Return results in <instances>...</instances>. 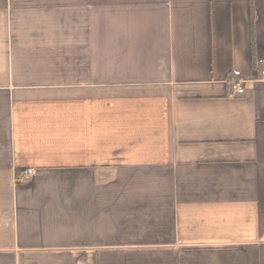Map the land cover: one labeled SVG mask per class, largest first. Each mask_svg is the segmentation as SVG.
<instances>
[{"label":"crops","instance_id":"crops-1","mask_svg":"<svg viewBox=\"0 0 264 264\" xmlns=\"http://www.w3.org/2000/svg\"><path fill=\"white\" fill-rule=\"evenodd\" d=\"M0 264H264V0H0Z\"/></svg>","mask_w":264,"mask_h":264},{"label":"built area","instance_id":"built-area-1","mask_svg":"<svg viewBox=\"0 0 264 264\" xmlns=\"http://www.w3.org/2000/svg\"><path fill=\"white\" fill-rule=\"evenodd\" d=\"M245 91V85H243L240 81H235L233 84V91L231 93V97H235L239 94H244ZM34 172L35 170L33 168H27L18 174L17 179L19 181H26L33 176Z\"/></svg>","mask_w":264,"mask_h":264},{"label":"trees","instance_id":"trees-1","mask_svg":"<svg viewBox=\"0 0 264 264\" xmlns=\"http://www.w3.org/2000/svg\"><path fill=\"white\" fill-rule=\"evenodd\" d=\"M254 64H255V66L257 67V68H259V66H260V61H257V58L255 57L254 58ZM260 69V68H259ZM233 78H235L234 77V75H230V81L232 82V84H233V82H234V80H232ZM233 86V85H232Z\"/></svg>","mask_w":264,"mask_h":264}]
</instances>
